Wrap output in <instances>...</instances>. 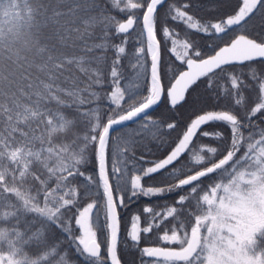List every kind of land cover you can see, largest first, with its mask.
I'll list each match as a JSON object with an SVG mask.
<instances>
[{
	"label": "snow or ice",
	"instance_id": "snow-or-ice-1",
	"mask_svg": "<svg viewBox=\"0 0 264 264\" xmlns=\"http://www.w3.org/2000/svg\"><path fill=\"white\" fill-rule=\"evenodd\" d=\"M0 264H264V0H0Z\"/></svg>",
	"mask_w": 264,
	"mask_h": 264
},
{
	"label": "trees",
	"instance_id": "trees-1",
	"mask_svg": "<svg viewBox=\"0 0 264 264\" xmlns=\"http://www.w3.org/2000/svg\"><path fill=\"white\" fill-rule=\"evenodd\" d=\"M204 130L215 131V130H220V129H217L216 126L212 125L211 123L201 125V127L199 129H197L196 135L193 136L192 141L189 144V148L187 150H185L184 153L181 154V157L193 158L194 155L204 154L206 152V146H217V142H215L214 140H211L208 137H204L202 135V131H204ZM160 158H164V157L161 156ZM178 159H180V158H178ZM192 162L194 164V160ZM173 163H175V161ZM168 168L170 169L171 165H169ZM159 175H160L159 173L153 174V176L156 177V179H154V180H149L147 177H145V178H143L142 183L151 184V185H158L159 184ZM139 203L145 204V205H148V204L159 205V204L163 203V201L158 200L156 197H152V198L141 197ZM158 210H161V209L158 208ZM157 222H159V221H157ZM141 226L142 227L144 226L143 221H141ZM128 227L130 229V221H129ZM162 234L163 233H160V235H162ZM145 235H147V234H145Z\"/></svg>",
	"mask_w": 264,
	"mask_h": 264
},
{
	"label": "rangeland",
	"instance_id": "rangeland-1",
	"mask_svg": "<svg viewBox=\"0 0 264 264\" xmlns=\"http://www.w3.org/2000/svg\"><path fill=\"white\" fill-rule=\"evenodd\" d=\"M187 150V149H186ZM130 230V229H129ZM102 251H103V248H102Z\"/></svg>",
	"mask_w": 264,
	"mask_h": 264
}]
</instances>
